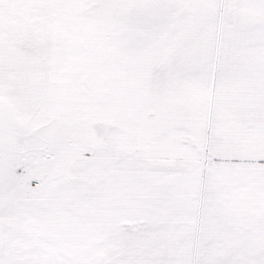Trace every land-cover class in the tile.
I'll return each instance as SVG.
<instances>
[{
	"label": "snow or ice",
	"instance_id": "1",
	"mask_svg": "<svg viewBox=\"0 0 264 264\" xmlns=\"http://www.w3.org/2000/svg\"><path fill=\"white\" fill-rule=\"evenodd\" d=\"M0 264H264V0H0Z\"/></svg>",
	"mask_w": 264,
	"mask_h": 264
}]
</instances>
